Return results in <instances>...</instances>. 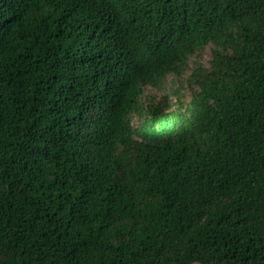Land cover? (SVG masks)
I'll return each instance as SVG.
<instances>
[{
    "label": "trees",
    "instance_id": "16d2710c",
    "mask_svg": "<svg viewBox=\"0 0 264 264\" xmlns=\"http://www.w3.org/2000/svg\"><path fill=\"white\" fill-rule=\"evenodd\" d=\"M195 262L264 264V0H0V264Z\"/></svg>",
    "mask_w": 264,
    "mask_h": 264
},
{
    "label": "rangeland",
    "instance_id": "374dc122",
    "mask_svg": "<svg viewBox=\"0 0 264 264\" xmlns=\"http://www.w3.org/2000/svg\"><path fill=\"white\" fill-rule=\"evenodd\" d=\"M210 58V46H206L205 48L196 51L187 59L183 73L180 77L169 75L167 77L166 83L161 89L146 87L143 94V100L146 101L153 99L156 102H161L162 105L173 104V106L176 105L178 97L188 101L190 99L192 90L196 87V84L191 77L193 70L198 65L207 67ZM133 121L136 122V118H134ZM193 264L199 263L195 262Z\"/></svg>",
    "mask_w": 264,
    "mask_h": 264
}]
</instances>
